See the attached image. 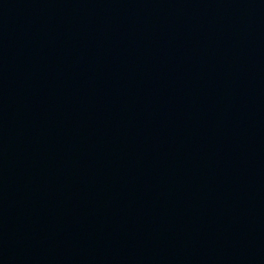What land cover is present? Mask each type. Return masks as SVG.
<instances>
[{
    "label": "water",
    "instance_id": "1",
    "mask_svg": "<svg viewBox=\"0 0 264 264\" xmlns=\"http://www.w3.org/2000/svg\"><path fill=\"white\" fill-rule=\"evenodd\" d=\"M0 264H264V0H0Z\"/></svg>",
    "mask_w": 264,
    "mask_h": 264
}]
</instances>
